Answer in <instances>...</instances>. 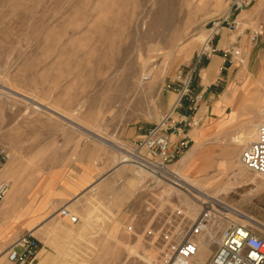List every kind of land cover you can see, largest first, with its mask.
<instances>
[{"label": "rangeland", "instance_id": "rangeland-1", "mask_svg": "<svg viewBox=\"0 0 264 264\" xmlns=\"http://www.w3.org/2000/svg\"><path fill=\"white\" fill-rule=\"evenodd\" d=\"M231 1L0 0V143L11 153L0 173L9 164L16 172L38 170L41 129L52 125L59 135L56 155H69L75 141L79 148L93 145L112 166L152 182L149 209L138 204L107 218L93 205L77 223L50 221L43 228L47 264H144L157 255L145 230L158 228L174 208L192 221L208 196L236 210L231 219L264 232V179L239 164L244 146L231 149L246 121L262 120L264 0H245L246 7L231 14L241 16L230 35V41L238 36L239 56L223 57L228 65L210 85L223 93L225 113L214 117L204 108L206 116L187 126L195 134L180 139L187 147L179 154L180 140L173 150L168 141V171L157 177L127 155L138 143L126 141L130 132L155 130L167 138L179 129L172 118L186 98L181 93L205 79L197 54L208 24L227 13ZM247 100L240 121L228 122L232 105L244 107ZM198 252L197 264L206 263L207 245Z\"/></svg>", "mask_w": 264, "mask_h": 264}, {"label": "crops", "instance_id": "crops-1", "mask_svg": "<svg viewBox=\"0 0 264 264\" xmlns=\"http://www.w3.org/2000/svg\"><path fill=\"white\" fill-rule=\"evenodd\" d=\"M239 17L241 16H236L237 21ZM231 34L223 30L215 39L214 44L219 52L202 58L199 62V65H205L202 73L206 80L201 77V83L190 90L192 96L184 98L174 109L175 116L172 119L176 122L175 126L179 128V132L173 131L167 135L170 150H173L175 143L182 138L192 140L195 133L191 134L192 129L187 128V123L191 119L206 116L208 109L204 108L209 107L214 117L225 113L228 104H221L223 93L210 85L218 79L223 66L228 65L222 52L231 44ZM194 96L197 97L195 103L192 102ZM201 102L205 105L194 113L193 106ZM206 105L208 106L205 107ZM250 105V100H247L244 107L233 104L234 111H231L232 117L228 122L240 121ZM238 110H241L240 113ZM205 124L206 127L209 126ZM256 125L250 120L242 125L240 135L233 137L231 141L233 151L253 140ZM41 132L38 147L42 149L38 154L40 162L38 170L16 172L10 170L9 164L6 173H0V182L5 178V181L10 183L8 194L0 201V264H13L6 258L5 251L20 234L30 230L36 235L41 247L30 264H47L48 258L43 250L46 232L43 228L54 219L77 223L78 217H87L93 212V205H98L99 210L105 213L107 218L114 217L121 211L126 212V209L130 207L132 209L138 204L148 205L147 209L152 207L150 205L152 203L148 202L151 200L148 198V192L152 188V182L143 178L141 180L142 176L127 171L124 166H112L109 155L93 145L86 144L79 148L75 141V148L70 149L69 155L58 156L54 148L59 142V135L55 134L57 129L52 125H46ZM134 132L126 136L127 142H140L146 137L145 132ZM191 153L192 151L183 158V161L187 160ZM101 155L102 158H99ZM150 194L153 195L151 192ZM62 209H65L68 215L60 213ZM71 217L76 219L74 223ZM152 218L150 217L149 221Z\"/></svg>", "mask_w": 264, "mask_h": 264}, {"label": "built area", "instance_id": "built-area-1", "mask_svg": "<svg viewBox=\"0 0 264 264\" xmlns=\"http://www.w3.org/2000/svg\"><path fill=\"white\" fill-rule=\"evenodd\" d=\"M245 0H232L225 15L211 20L206 29V35L197 59L210 57L219 52L214 44L215 39L223 30L230 33L239 28V22L231 17L232 12H241L246 7ZM253 41L257 32H253ZM237 37L226 50L223 57H238ZM181 95L191 97L188 87L184 88ZM179 96V99L181 98ZM196 96L192 101L195 103ZM196 106L193 111L196 113ZM201 118H199V121ZM191 122L187 123L191 127ZM179 132V129H176ZM186 142L180 140L176 154L186 149ZM168 139L155 135V130L150 132L142 141L138 142L134 150L127 155L133 159V163L143 169L148 175L158 176V172L166 170V163L170 155H167ZM180 150V152H179ZM9 148L0 143V170L10 160ZM239 164L249 172L264 179V115L256 128L255 138L248 142L239 156ZM10 188L9 182H0V201L5 197ZM197 216L187 222L182 208H174L168 211L158 228H148L144 235L150 240L157 250L153 260L144 264H197L196 257L201 243L208 242L212 247L210 256L204 264H264V232L258 227L245 222L233 220L236 210L221 203L214 198L207 197L200 203ZM68 215L65 209L59 211ZM74 223L76 219L71 217ZM131 226L127 231L131 232ZM40 244L33 231L20 234L16 240L6 249L5 256L13 264H30L40 251Z\"/></svg>", "mask_w": 264, "mask_h": 264}, {"label": "bare ground", "instance_id": "bare-ground-1", "mask_svg": "<svg viewBox=\"0 0 264 264\" xmlns=\"http://www.w3.org/2000/svg\"><path fill=\"white\" fill-rule=\"evenodd\" d=\"M145 80H148V78H146ZM1 90V89H0ZM263 108H262V110H260L259 111V113L262 115V117H263V115H264V104H263V106H262ZM257 126L258 125H256V128H257ZM255 133H256V129H255ZM254 138H255V136H254ZM254 138H253V140H254ZM252 141V140H251ZM250 141V142H251ZM108 143H110V142H108ZM141 170H143V169H141ZM144 171V170H143ZM165 172H167L168 170L166 169V170H164ZM164 171H162L163 173H164ZM145 172V171H144ZM163 177V176H162ZM163 178H165V177H163ZM167 180V179H166ZM177 182L179 183V184H184V186H186L187 188H189L190 190H192L193 192H197L196 190H195V188H193L192 186H190V185H188V184H185L183 181H178L177 180ZM173 183V182H172ZM173 185H175V186H178V187H180V188H182L180 185H178V184H176V183H173ZM8 192H9V190H8ZM8 192H7V194H8ZM199 192V191H198ZM6 194V195H7ZM199 194H200V192H199ZM5 195V196H6ZM195 201V200H194ZM239 216V215H238ZM240 218H242L243 219V215H240L239 216ZM248 222V221H247ZM257 226V225H256ZM260 230H262V228H260V227H258ZM263 231V230H262ZM203 244H206L207 245V247H208V250L211 252V246L208 244V242H204V243H201V246H203ZM201 248V247H200ZM200 250V249H199ZM199 253V252H198ZM209 253V252H208ZM209 255V254H208ZM206 256H207V254H206Z\"/></svg>", "mask_w": 264, "mask_h": 264}]
</instances>
